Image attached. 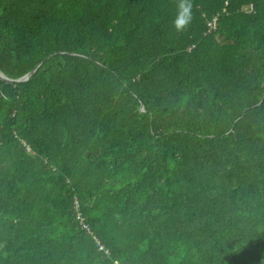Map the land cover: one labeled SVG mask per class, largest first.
I'll return each instance as SVG.
<instances>
[{"label": "trees", "instance_id": "16d2710c", "mask_svg": "<svg viewBox=\"0 0 264 264\" xmlns=\"http://www.w3.org/2000/svg\"><path fill=\"white\" fill-rule=\"evenodd\" d=\"M179 2L0 0V264H264V0Z\"/></svg>", "mask_w": 264, "mask_h": 264}, {"label": "clouds", "instance_id": "9594fccd", "mask_svg": "<svg viewBox=\"0 0 264 264\" xmlns=\"http://www.w3.org/2000/svg\"><path fill=\"white\" fill-rule=\"evenodd\" d=\"M178 15L174 21L176 32H182L187 29L192 21V3L191 0H180L177 6Z\"/></svg>", "mask_w": 264, "mask_h": 264}, {"label": "water", "instance_id": "95a60500", "mask_svg": "<svg viewBox=\"0 0 264 264\" xmlns=\"http://www.w3.org/2000/svg\"><path fill=\"white\" fill-rule=\"evenodd\" d=\"M50 58V56L49 57H47L36 69H34L31 73H29V74H27V75H25V76H23V77H21V78H19V80H17V81H12V80H8V78H6L5 77V75L3 74V73H1L0 72V77H2L3 78V80L5 81V82H8V83H21V82H27V81H29V78L46 62V60H48Z\"/></svg>", "mask_w": 264, "mask_h": 264}, {"label": "built area", "instance_id": "2783aa9c", "mask_svg": "<svg viewBox=\"0 0 264 264\" xmlns=\"http://www.w3.org/2000/svg\"><path fill=\"white\" fill-rule=\"evenodd\" d=\"M212 28H211V30H215L216 29V27H215V23H213L212 25H210Z\"/></svg>", "mask_w": 264, "mask_h": 264}]
</instances>
